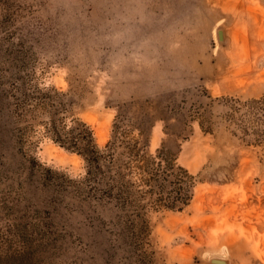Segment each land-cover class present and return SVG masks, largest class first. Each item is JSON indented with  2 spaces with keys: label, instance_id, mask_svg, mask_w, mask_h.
<instances>
[{
  "label": "rangeland",
  "instance_id": "obj_1",
  "mask_svg": "<svg viewBox=\"0 0 264 264\" xmlns=\"http://www.w3.org/2000/svg\"><path fill=\"white\" fill-rule=\"evenodd\" d=\"M16 80L67 93L102 148L148 114V150L195 176L191 203L119 237L85 159L10 116ZM263 96L264 0H0V264H264V150L223 119L227 98Z\"/></svg>",
  "mask_w": 264,
  "mask_h": 264
},
{
  "label": "trees",
  "instance_id": "obj_2",
  "mask_svg": "<svg viewBox=\"0 0 264 264\" xmlns=\"http://www.w3.org/2000/svg\"><path fill=\"white\" fill-rule=\"evenodd\" d=\"M67 96L54 86L20 80L1 91L15 123L42 117L46 133L55 143L85 159L87 173L80 184L90 188L98 203L112 204L118 210L119 237L143 242L150 235L148 211L185 209L193 198L195 176L179 165L176 155L167 148L149 152L152 125L148 114L139 115L131 125L115 123L112 138L102 148L90 125L76 118L67 121L73 104ZM226 101L229 110L223 119L232 133L264 150V96L245 101L231 97ZM201 126L205 129L203 123ZM212 130L210 123L206 131Z\"/></svg>",
  "mask_w": 264,
  "mask_h": 264
},
{
  "label": "bare ground",
  "instance_id": "obj_3",
  "mask_svg": "<svg viewBox=\"0 0 264 264\" xmlns=\"http://www.w3.org/2000/svg\"><path fill=\"white\" fill-rule=\"evenodd\" d=\"M215 260H220L221 262L224 261L222 258H215ZM218 264H219V263H218Z\"/></svg>",
  "mask_w": 264,
  "mask_h": 264
},
{
  "label": "water",
  "instance_id": "obj_4",
  "mask_svg": "<svg viewBox=\"0 0 264 264\" xmlns=\"http://www.w3.org/2000/svg\"><path fill=\"white\" fill-rule=\"evenodd\" d=\"M215 261H217V262H221L220 260H215Z\"/></svg>",
  "mask_w": 264,
  "mask_h": 264
}]
</instances>
